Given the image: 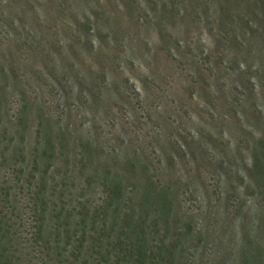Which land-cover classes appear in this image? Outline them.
<instances>
[{
  "label": "rangeland",
  "instance_id": "374dc122",
  "mask_svg": "<svg viewBox=\"0 0 264 264\" xmlns=\"http://www.w3.org/2000/svg\"><path fill=\"white\" fill-rule=\"evenodd\" d=\"M131 243L264 264V0H0V264Z\"/></svg>",
  "mask_w": 264,
  "mask_h": 264
},
{
  "label": "trees",
  "instance_id": "16d2710c",
  "mask_svg": "<svg viewBox=\"0 0 264 264\" xmlns=\"http://www.w3.org/2000/svg\"><path fill=\"white\" fill-rule=\"evenodd\" d=\"M121 247L114 250L115 254H118L117 259H120V263L116 264H160V262L158 263L159 253L154 250L145 249L144 245L142 246L141 244L131 243L128 245L125 244ZM80 255L81 251L78 250V248L74 250L72 262H78ZM1 258L2 257L0 256V260H2ZM124 260L129 262H123ZM92 264L108 263L106 261H104V263L101 261H94Z\"/></svg>",
  "mask_w": 264,
  "mask_h": 264
}]
</instances>
